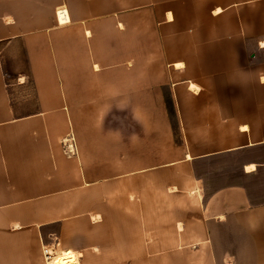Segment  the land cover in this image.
<instances>
[{
  "label": "crops",
  "instance_id": "crops-1",
  "mask_svg": "<svg viewBox=\"0 0 264 264\" xmlns=\"http://www.w3.org/2000/svg\"><path fill=\"white\" fill-rule=\"evenodd\" d=\"M116 34L123 52L139 51L123 61L135 76H124L123 111L146 114L148 92L163 103L161 121L140 126L137 169L105 174L92 145L67 160L49 116L69 109L68 83L79 92L84 73L115 68ZM263 44L264 0H0V264H44L42 243L79 264H264ZM8 82L33 84L37 109ZM113 179L128 186H96ZM148 180L155 195L186 196L183 230L173 222L164 241L155 230L151 243L167 245L149 252ZM116 194L123 217L108 218Z\"/></svg>",
  "mask_w": 264,
  "mask_h": 264
},
{
  "label": "rangeland",
  "instance_id": "rangeland-1",
  "mask_svg": "<svg viewBox=\"0 0 264 264\" xmlns=\"http://www.w3.org/2000/svg\"><path fill=\"white\" fill-rule=\"evenodd\" d=\"M131 47H136L138 42V37L131 36ZM134 42V43H133ZM139 57V51L135 48L134 50H128L123 52L122 36L116 34V50L114 63L115 68L107 69L105 66L101 69L98 76H95L90 80L91 77L88 74L84 73V82L82 84L83 90L78 92L76 89V84L70 82L67 84L68 95L71 97L68 99L69 109L66 111V114H54L49 116L50 131L48 132L51 138L59 139L60 141V151L67 158V160H74L80 154L81 144L84 145L83 149H87L85 145H92L93 150H96L94 156L95 163L94 166H97L100 172L110 173L109 170H113L114 173L127 171L128 169L134 171L138 167L137 158L139 154V137L140 134H144V130L140 126H154V123L161 121V114L159 110L163 103L162 100H156L154 93L145 91L146 98L144 100L145 107L143 110L146 111V114H129L125 113L122 107V96H123V87L126 85L124 83V76L126 75L123 72V61L125 59H135ZM106 62V61H105ZM85 71V69H84ZM70 74H74V69L71 70ZM128 74V73H127ZM129 74L125 77H135L133 74ZM113 77V78H112ZM111 78V79H110ZM9 80V78H7ZM71 79H75L74 75H71ZM109 79V80H108ZM135 79V78H134ZM131 79L132 81L134 80ZM131 85L133 88L138 87L139 82L137 78L133 83H128L127 86ZM8 90L12 92L15 101L28 96V101H19L22 108L30 110L33 108L37 109V100L32 99L36 96V89L31 83H27L24 86H19L18 83L8 82L6 83ZM78 87V85H77ZM113 88V89H112ZM19 90V91H18ZM89 90L94 93L93 98L89 94ZM113 90V92H111ZM79 98H76L75 95ZM148 95V97H147ZM152 95V96H151ZM151 96V97H150ZM137 98H135L136 100ZM33 100L35 104H33ZM137 101V100H136ZM28 102V104H26ZM114 103V107H112ZM138 104V103H137ZM150 128V127H149ZM146 143V142H144ZM147 155L154 153V140L147 139L146 143ZM73 147L72 149L70 147ZM143 150V149H141ZM131 158L130 163H125V160ZM131 179L128 180L129 187L131 188V202H138V187L139 180L137 178V172L131 175ZM135 176V177H134ZM124 179H113V180H100L98 186L100 190H106L108 186H125ZM159 181L161 186L162 182H169L170 178H162ZM151 182L148 180V188L146 194V203H147V246L148 252L152 250V247L163 246L167 244L151 243L152 238H155V230H158V235L160 240H166L170 235L171 225L175 222V229L179 234L178 227L181 229L182 225L185 224L186 219V196H173L168 197L167 195H155L152 189L149 188ZM127 185V186H128ZM125 186V187H127ZM116 187V192L122 190ZM165 190V189H164ZM102 192V191H100ZM87 197V196H86ZM102 197L105 195H89V200L91 203L103 202ZM126 196L122 194H116L115 199L110 198L107 200L108 208V218L118 219L122 218V211L111 210L112 207L110 204L118 205L123 202ZM100 202V203H101ZM155 202L158 203V209H155ZM90 203V204H91ZM131 209V218L132 220L137 218L138 211ZM177 225H180L176 228ZM183 230V227H182ZM152 236V237H151ZM151 243V245H150ZM56 244V243H55ZM54 244V245H55ZM58 244V243H57ZM43 244L42 243V254H43ZM53 245V244H50ZM185 244L180 246V249H173L174 252L179 250V252L184 251L185 247L182 248ZM152 246V247H151ZM58 254L63 252H57ZM153 253V252H152ZM155 254H151L154 258ZM44 257V256H43ZM148 264H153V260L150 259L148 254ZM44 260V258H43ZM168 261V260H167ZM171 264H187L186 258L171 259ZM165 262V261H164ZM169 262V261H168ZM45 264V262H44Z\"/></svg>",
  "mask_w": 264,
  "mask_h": 264
},
{
  "label": "bare ground",
  "instance_id": "bare-ground-1",
  "mask_svg": "<svg viewBox=\"0 0 264 264\" xmlns=\"http://www.w3.org/2000/svg\"><path fill=\"white\" fill-rule=\"evenodd\" d=\"M70 148L72 149L73 147L71 146ZM44 262H45V260H44ZM45 264H79V260L76 256V254H73V253L72 254L63 253L61 255H59V254L56 255L54 253L52 260L46 261Z\"/></svg>",
  "mask_w": 264,
  "mask_h": 264
},
{
  "label": "built area",
  "instance_id": "built-area-1",
  "mask_svg": "<svg viewBox=\"0 0 264 264\" xmlns=\"http://www.w3.org/2000/svg\"><path fill=\"white\" fill-rule=\"evenodd\" d=\"M58 244L54 246H43V256L44 260L46 261H51L52 257L57 249Z\"/></svg>",
  "mask_w": 264,
  "mask_h": 264
}]
</instances>
